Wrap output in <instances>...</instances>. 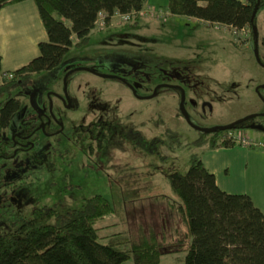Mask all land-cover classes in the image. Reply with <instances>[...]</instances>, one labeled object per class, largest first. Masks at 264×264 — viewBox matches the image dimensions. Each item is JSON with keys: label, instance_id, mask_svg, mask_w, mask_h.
Segmentation results:
<instances>
[{"label": "rangeland", "instance_id": "rangeland-1", "mask_svg": "<svg viewBox=\"0 0 264 264\" xmlns=\"http://www.w3.org/2000/svg\"><path fill=\"white\" fill-rule=\"evenodd\" d=\"M145 9L147 17H141L138 24L117 27L112 32L120 35H113L111 39V32L96 30L88 44H74L58 67L33 75L28 86L16 90L22 108L12 121L29 116L34 110L36 99L51 89L68 68L88 66L91 62H98L99 65L108 63L112 57L108 54L112 46L124 51L116 54L119 57L117 62H125L117 74H123L128 65L133 63L140 67V71L136 69L126 75L135 78L137 94L118 80L80 71L75 80L80 85L74 82L70 86L77 93L74 95L78 96L75 101L78 109L66 110L59 114L60 117L69 121L71 117L76 121V126H81L84 121L92 120L90 114L105 116L108 108H114L116 112L112 115V121H118L127 112L142 121H152L154 117L162 115L166 128L177 131L186 143L199 137L200 130L192 125L209 129L230 125L259 113L264 105L257 88L264 81V67L257 60L254 45L244 39L250 33L240 38V35H233L228 30L199 19L172 15L167 8L152 12L150 6L146 5ZM257 27L260 34L264 35V12L258 16ZM124 38L128 45L119 42ZM260 52L264 60L263 47ZM99 70L109 72L108 68L100 67ZM148 72L152 77L160 75L161 82H173L174 86L184 91V107L189 121L179 118L180 103L174 92L169 95L170 98L166 95L169 91L163 92V89L153 99H138L147 89L144 85L147 84ZM167 72L170 77L166 75ZM7 74L0 75V83L6 78L11 79ZM92 107L99 108L91 110ZM259 119V125L264 126L262 118ZM141 130L146 138L161 134V129L151 125ZM103 132L99 149L94 154L80 148H85L87 141L75 139L71 144L64 143L61 150L57 148L58 151H70L75 155L76 162L69 167L76 171V181L72 176L64 178L56 173L51 177L59 175L62 181L53 182L40 173L38 181L31 182L26 188L2 189L0 196L6 206H12L13 211L19 207L16 211L30 218L36 207H55L62 214L70 209L82 210L87 200L102 195L110 200L114 208V212L100 219L97 224L105 244H114L117 249L128 251L131 244L119 242L124 238L139 240L141 230L145 233L152 230L156 236L165 237L164 240L169 243L174 242L179 234L184 235L187 229L170 208V203L182 202L171 185L170 175L189 171L191 153L200 150L163 148V154L169 157L161 160L127 140L123 127H108ZM244 134L254 142H264V130H247ZM62 138L65 139L64 136ZM253 150L264 152L261 147ZM64 167H67L66 164L61 162L59 167L56 166L59 169ZM248 174L250 192L253 180L256 182L255 189L264 187V181L258 180L253 167ZM235 178L232 175L230 180ZM254 193L256 198L262 200L257 191ZM14 218L11 216L8 221ZM5 228L6 225L0 219V233ZM176 230H179V234H176ZM186 254V251L166 253L160 264H186ZM135 263L136 257L132 254L129 264Z\"/></svg>", "mask_w": 264, "mask_h": 264}, {"label": "trees", "instance_id": "trees-1", "mask_svg": "<svg viewBox=\"0 0 264 264\" xmlns=\"http://www.w3.org/2000/svg\"><path fill=\"white\" fill-rule=\"evenodd\" d=\"M23 1L26 0H0V11ZM33 1L48 40L39 44V56L22 68L8 72L7 76L11 73L13 77L0 83V132L22 108L16 90L28 86L33 75L58 67L72 47L88 44L96 30L108 32L138 24L141 17L125 24L116 15L139 14L148 3V0ZM257 2L169 0L167 9L172 15L196 18L211 26L221 23L242 29L252 27ZM262 12L264 0H261L256 25ZM100 13L105 14L103 28L96 25ZM115 21L121 24H115ZM242 125L211 135L199 133L197 139L186 143L171 128L153 139L146 138L143 132L128 137L140 149L161 160L169 157L162 152L165 146L200 150L191 153L189 171L170 175L171 185L182 200L179 204L170 203V208L187 229L184 235L176 230L180 236L174 242L165 241V237L156 236L152 230L148 233L141 230L139 240L124 238L119 242L131 244L128 251L103 243L97 224L114 212V208L108 198L96 195L86 201L82 210L70 209L60 214L55 207L44 206L33 210L28 219L19 218L14 223L15 228L0 235V264H129L132 254L136 257L135 264H160L164 254L175 251L187 252L186 264H264V212L250 195L222 190L202 160L207 151L233 147L235 143L223 136L243 130Z\"/></svg>", "mask_w": 264, "mask_h": 264}, {"label": "flooded vegetation", "instance_id": "flooded-vegetation-1", "mask_svg": "<svg viewBox=\"0 0 264 264\" xmlns=\"http://www.w3.org/2000/svg\"><path fill=\"white\" fill-rule=\"evenodd\" d=\"M132 21L126 23H130ZM118 24L120 25L121 23L118 22ZM115 29H110L108 32L112 33ZM117 33H112L110 38L113 39V35H116ZM249 33V36L244 39L250 45L253 44L255 49L256 44H258L259 57L261 61L259 63L264 67V60H262L260 52L261 47L264 48V35H261L258 29V38H256L253 25L249 29ZM252 34H254V36H252ZM119 42L128 45L126 38L121 39ZM112 47L108 53L112 55L110 58L111 60L108 63L99 65L98 62H91L90 64H87L88 66L68 68L64 74L55 83H53V87H51V89H47L42 96L36 99V103L33 105L34 110L31 111L29 116L21 119L20 121H11L9 126L0 132V191L2 189L26 188L29 184H32L31 182L38 181V175H40V173L41 176L43 174L45 178H49L53 182L54 180L62 181V177L70 178V176L75 178L76 181V171L73 169L71 170L69 167L71 164L76 162L75 155H73L70 151L57 150V148L61 150L64 143L71 144L74 139L75 141H87V146L85 148L80 146V148L83 150H90L92 154H94L98 151L97 148L99 149L100 139L104 134L103 131L108 127L125 128V137L127 139L129 136L134 137L137 132H143L141 128L147 127L148 125L161 129V131H159L161 133L160 135L150 138L148 137L149 139L157 138L166 132V122L162 115L158 118L154 117L152 122L142 121L143 119L137 118L134 114L127 112L128 114L123 115V117L119 118L118 121H112V115L116 112L114 108H108L105 116H98L95 113L90 114L92 120L84 121L81 126H76V121L71 117H69V121L68 119L59 116V114L65 112L66 110H71L73 108H75L74 110L78 109V105L75 104L78 96L74 95L77 93H75L70 86L76 82L75 80L80 71L92 73L96 76L104 78H113L118 80L124 83L132 92L137 94L134 83L135 78L126 77V75L134 72L136 69H139L140 71V67L133 63L128 65V68L125 69L123 74H117L118 70L123 69L122 65L125 62H117L119 57L116 54L118 51L123 50H120L117 47ZM129 47L131 48L130 44ZM100 67L108 68L109 72H101L99 70ZM166 75L170 77L168 72ZM146 78L147 84L144 86H146L147 89H144L143 94L138 96L139 100L153 99L158 96V94H161L163 89H165L163 92L169 91L166 93V95L168 94V98H170L169 95H172L174 92L181 104L182 92L184 91H182L181 88L174 86L172 80V83L167 82L166 80V82H161L160 75L152 77L149 72L147 73ZM76 84L79 86L80 82H76ZM150 84L153 85L151 86ZM257 93L261 95L264 105V81L258 84ZM96 108L99 107H92L91 110ZM178 109L180 114L179 118L184 120L185 117L181 112L180 106ZM256 114L258 115L257 118L248 120L243 123V125L241 124L244 129L240 131L245 133L247 130H264V126L259 125V121L261 120L259 118H262L264 121V107ZM159 119H163L164 121H157ZM157 122H161L160 125H157ZM192 127H196V125H192ZM240 131L225 133L223 138L225 139L229 134ZM199 133L211 135L215 132L205 133L199 131ZM62 136H64L65 139L62 138ZM79 136H82V138ZM165 148L169 150V147L165 146ZM60 162L66 164L67 167H64L63 169L56 168V166L59 167ZM56 173H60L62 177L56 175L52 178L51 175H55ZM57 184L58 182L55 183V185ZM17 208L19 207H15V210L13 211L12 206H6L3 198L0 196V219L2 220V223L6 225V228L0 233V235L7 234L15 228L16 224L14 223L19 218L28 219L26 216H22L21 212L16 211ZM37 208L38 207L35 209ZM11 216H15L14 220L8 221Z\"/></svg>", "mask_w": 264, "mask_h": 264}, {"label": "crops", "instance_id": "crops-1", "mask_svg": "<svg viewBox=\"0 0 264 264\" xmlns=\"http://www.w3.org/2000/svg\"><path fill=\"white\" fill-rule=\"evenodd\" d=\"M169 0H148L152 12L167 8ZM28 38V41H25ZM48 40V36L38 8L33 0H26L7 6L0 11V58L2 70L14 72L31 62L40 54L39 44ZM256 147L235 144L231 148H219L207 151L203 157L206 169L212 173L217 185L230 194H248L264 211V187L249 190V172L258 180L264 181V152H254ZM236 178L231 181V176ZM230 181V182H229ZM263 200L256 198L254 192Z\"/></svg>", "mask_w": 264, "mask_h": 264}, {"label": "built area", "instance_id": "built-area-1", "mask_svg": "<svg viewBox=\"0 0 264 264\" xmlns=\"http://www.w3.org/2000/svg\"><path fill=\"white\" fill-rule=\"evenodd\" d=\"M238 1H241V2H244V3H248L249 2V0H238ZM135 13H138V12L123 14V15L122 14H118L116 16L119 19V21L122 22V23H126V22H129V21H132L133 18H136V17H147L146 16V9L141 11L139 14H135ZM104 19H105V14L104 13H100L99 16H98V19L96 21V25H97L98 28H103L104 27V24H105L104 23ZM215 25L217 27H219L220 29L230 31L233 35H236V36L240 35V38L241 37L244 38L245 36H247L249 34V28L248 27L239 29V28H236V27H233V26H229L227 24L218 23V24H215ZM8 76H9V78L13 77V75H11V73ZM225 139H228L229 141H232L235 144L244 145L246 147H261V148H264V142H254L252 139L247 138V136L244 134L243 131H240V132H237V133H233V134H229L227 136V138H225Z\"/></svg>", "mask_w": 264, "mask_h": 264}, {"label": "water", "instance_id": "water-1", "mask_svg": "<svg viewBox=\"0 0 264 264\" xmlns=\"http://www.w3.org/2000/svg\"><path fill=\"white\" fill-rule=\"evenodd\" d=\"M260 2H261V0H258V4L255 7V10L253 12L252 19H251V22L253 24V30H254V33H255L256 38H258V28L255 25V18H256V15L258 13V10L260 8ZM255 53H256V56H257V60L259 62H261L260 61V57H259L258 44H256ZM185 99H186L185 93L182 92V102L180 104V109H181V112L184 115V117L189 121L188 114H187V112L185 110V107H184V105H185ZM257 117H258V115L257 114H254V115H250L248 117H245L243 119H240V120H238V121H236V122H234V123H232L230 125L218 126V127H213V128H209V129L199 128V127H195V128L198 129V130H200V131H202V132H205V133H213V132H216V131H231V130L237 129L241 124L247 122L248 120L255 119Z\"/></svg>", "mask_w": 264, "mask_h": 264}, {"label": "clouds", "instance_id": "clouds-1", "mask_svg": "<svg viewBox=\"0 0 264 264\" xmlns=\"http://www.w3.org/2000/svg\"><path fill=\"white\" fill-rule=\"evenodd\" d=\"M250 29V28H249Z\"/></svg>", "mask_w": 264, "mask_h": 264}]
</instances>
